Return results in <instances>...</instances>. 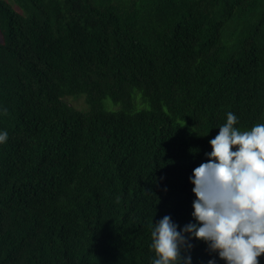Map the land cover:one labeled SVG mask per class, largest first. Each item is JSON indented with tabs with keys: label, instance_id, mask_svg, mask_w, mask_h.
I'll list each match as a JSON object with an SVG mask.
<instances>
[{
	"label": "trees",
	"instance_id": "trees-1",
	"mask_svg": "<svg viewBox=\"0 0 264 264\" xmlns=\"http://www.w3.org/2000/svg\"><path fill=\"white\" fill-rule=\"evenodd\" d=\"M14 3L0 0V264H152L155 223H195L190 177L227 113L264 124V0ZM80 94L87 111L65 99ZM190 243L191 264H225Z\"/></svg>",
	"mask_w": 264,
	"mask_h": 264
},
{
	"label": "clouds",
	"instance_id": "clouds-1",
	"mask_svg": "<svg viewBox=\"0 0 264 264\" xmlns=\"http://www.w3.org/2000/svg\"><path fill=\"white\" fill-rule=\"evenodd\" d=\"M236 123L237 117L227 113L226 123L209 141L207 162L193 169L195 223L178 231L164 216L154 224L152 264H191V256L181 253L190 251L193 238L204 241L225 264H259L264 254V124L240 131ZM7 138V131L0 132V143Z\"/></svg>",
	"mask_w": 264,
	"mask_h": 264
},
{
	"label": "rangeland",
	"instance_id": "rangeland-1",
	"mask_svg": "<svg viewBox=\"0 0 264 264\" xmlns=\"http://www.w3.org/2000/svg\"><path fill=\"white\" fill-rule=\"evenodd\" d=\"M11 1L14 3V0H11ZM14 5H15V3H14ZM65 99L70 105L74 106L75 108H77L81 111H87L89 109V106L86 102V95L85 94L69 95V96H66ZM139 99H140V94L139 93L135 94V100H137V102H138ZM104 106L108 110H115L118 107L109 98L104 100Z\"/></svg>",
	"mask_w": 264,
	"mask_h": 264
}]
</instances>
